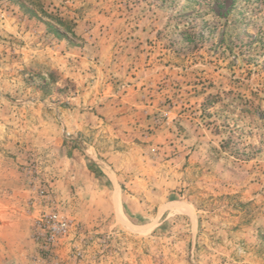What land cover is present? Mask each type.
Listing matches in <instances>:
<instances>
[{"label": "rangeland", "instance_id": "obj_1", "mask_svg": "<svg viewBox=\"0 0 264 264\" xmlns=\"http://www.w3.org/2000/svg\"><path fill=\"white\" fill-rule=\"evenodd\" d=\"M0 264H264V0H0Z\"/></svg>", "mask_w": 264, "mask_h": 264}]
</instances>
